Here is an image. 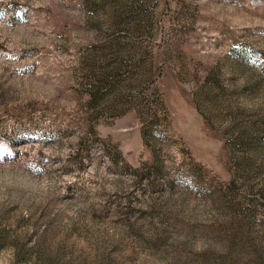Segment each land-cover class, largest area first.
<instances>
[{
	"label": "rangeland",
	"instance_id": "1",
	"mask_svg": "<svg viewBox=\"0 0 264 264\" xmlns=\"http://www.w3.org/2000/svg\"><path fill=\"white\" fill-rule=\"evenodd\" d=\"M0 223V264H264V0H0Z\"/></svg>",
	"mask_w": 264,
	"mask_h": 264
},
{
	"label": "trees",
	"instance_id": "2",
	"mask_svg": "<svg viewBox=\"0 0 264 264\" xmlns=\"http://www.w3.org/2000/svg\"><path fill=\"white\" fill-rule=\"evenodd\" d=\"M93 89L91 90L90 94H91V99H92V95H94L95 91V85L92 87ZM97 144L99 145L103 150L107 151L108 152V149L109 148H113L115 149V153L116 154V158L119 157V151L116 150L115 147H113L109 141L105 140V139H102L98 136L97 132L94 130V127L91 126L90 127V130L88 131L87 135L85 137H81L79 139V143L78 145L80 146V149H84L85 147H87L89 144ZM79 151V150H78ZM111 158V157H109ZM112 161H114L115 159L112 158L111 159ZM115 162V161H114ZM136 172V171H135ZM19 239L18 238H11L9 236H7L3 226H1V223H0V244H6V245H9L14 251H15V254H19V250H20V245H19ZM38 264H49L48 261L46 260H41L39 259V262H37ZM36 263V264H37Z\"/></svg>",
	"mask_w": 264,
	"mask_h": 264
}]
</instances>
